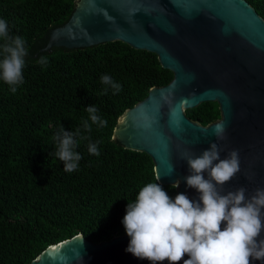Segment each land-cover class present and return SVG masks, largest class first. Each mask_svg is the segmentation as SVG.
Returning a JSON list of instances; mask_svg holds the SVG:
<instances>
[{
  "label": "trees",
  "instance_id": "trees-1",
  "mask_svg": "<svg viewBox=\"0 0 264 264\" xmlns=\"http://www.w3.org/2000/svg\"><path fill=\"white\" fill-rule=\"evenodd\" d=\"M264 19V0H246ZM74 0H0L9 35L25 39L24 83L10 91L0 79V264H27L40 251L81 233L98 243L126 234L122 219L139 190L156 182L144 152L118 149L112 139L118 117L173 74L154 53L121 41L88 47H52L48 31L70 17ZM0 39V59H3ZM48 58L47 67L38 62ZM110 75L122 90L113 94L100 77ZM106 90V91H105ZM95 105L107 127H82L86 107ZM202 125L220 118L217 102L185 110ZM90 122V121H89ZM82 159L67 173L56 156L63 129L73 132ZM98 143L100 155L88 152ZM158 183V182H157ZM172 198L175 188L161 185Z\"/></svg>",
  "mask_w": 264,
  "mask_h": 264
},
{
  "label": "water",
  "instance_id": "water-1",
  "mask_svg": "<svg viewBox=\"0 0 264 264\" xmlns=\"http://www.w3.org/2000/svg\"><path fill=\"white\" fill-rule=\"evenodd\" d=\"M114 41L154 53L173 74L118 117L112 133L118 149L150 156L159 184L180 180L173 199L184 193L199 200L198 191L186 184L191 173L181 156H199L212 142L221 159L233 149L239 152L240 171L222 194L243 186L247 198L264 188V19L246 0H74L69 19L48 31L39 51ZM204 102H217L220 110V118L207 125L185 114ZM216 124L225 127L223 139L214 134ZM262 238L264 229L257 240ZM129 239L122 234L95 243L78 233L27 264H61V255L71 258L68 264H152L125 251ZM188 258L185 254L177 264ZM250 264L264 261L250 258Z\"/></svg>",
  "mask_w": 264,
  "mask_h": 264
},
{
  "label": "clouds",
  "instance_id": "clouds-1",
  "mask_svg": "<svg viewBox=\"0 0 264 264\" xmlns=\"http://www.w3.org/2000/svg\"><path fill=\"white\" fill-rule=\"evenodd\" d=\"M0 39L4 41L0 79L9 85L12 93H16L17 86L24 83L22 68L28 54L26 42L21 36H10L7 22L3 19H0ZM37 62L46 68L48 58L42 55ZM100 81L110 86L113 94L122 90L110 75H102ZM85 110L88 119L82 121L83 129L91 131L92 125L107 127V119L97 114L95 105ZM224 130L223 124L215 125L213 131L217 139L224 138ZM79 132V128L73 132L63 129L62 135L55 137V156L64 162L63 170L67 173L78 170L82 159L75 150L78 141L74 135ZM98 143L87 146L88 152L97 157L100 155ZM220 150L218 144L212 142L199 156L187 152L181 156L187 161L191 173L184 179L188 187L198 191V201L189 199L184 193L170 198L157 183L159 174L156 182L146 183L139 190L135 201L127 204L121 221L130 238L126 252L152 264L164 260L177 264L185 254L189 258L183 264H250V258L264 261V238L257 240L264 229V188L255 189L254 194L247 198L243 186L222 194L223 185L240 171V158L238 150L233 149L221 159ZM204 173H207V178ZM179 184L180 180H177L172 187ZM70 259L66 255L59 257L61 264H68ZM75 259L82 261L79 252L75 253Z\"/></svg>",
  "mask_w": 264,
  "mask_h": 264
}]
</instances>
